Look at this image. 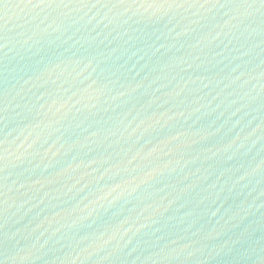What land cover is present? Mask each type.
<instances>
[{
    "label": "water",
    "instance_id": "obj_1",
    "mask_svg": "<svg viewBox=\"0 0 264 264\" xmlns=\"http://www.w3.org/2000/svg\"><path fill=\"white\" fill-rule=\"evenodd\" d=\"M0 264H264V0H0Z\"/></svg>",
    "mask_w": 264,
    "mask_h": 264
}]
</instances>
